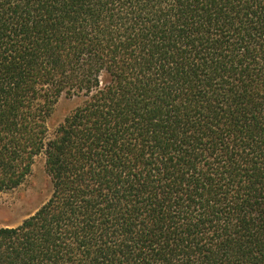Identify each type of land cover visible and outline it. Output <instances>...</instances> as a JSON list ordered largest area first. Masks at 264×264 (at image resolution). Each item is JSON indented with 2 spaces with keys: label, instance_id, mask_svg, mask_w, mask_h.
Returning a JSON list of instances; mask_svg holds the SVG:
<instances>
[{
  "label": "trees",
  "instance_id": "1",
  "mask_svg": "<svg viewBox=\"0 0 264 264\" xmlns=\"http://www.w3.org/2000/svg\"><path fill=\"white\" fill-rule=\"evenodd\" d=\"M40 154L0 264H264V0H0V192Z\"/></svg>",
  "mask_w": 264,
  "mask_h": 264
},
{
  "label": "rangeland",
  "instance_id": "2",
  "mask_svg": "<svg viewBox=\"0 0 264 264\" xmlns=\"http://www.w3.org/2000/svg\"><path fill=\"white\" fill-rule=\"evenodd\" d=\"M81 102L82 98L78 96L64 95L59 99L48 121L51 135ZM52 191V181L46 170V156L40 154L21 185L0 192V226L20 224L48 200Z\"/></svg>",
  "mask_w": 264,
  "mask_h": 264
}]
</instances>
